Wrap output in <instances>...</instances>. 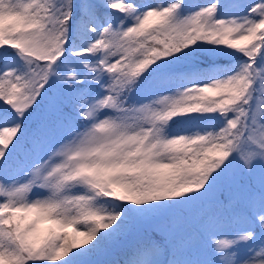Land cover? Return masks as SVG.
Masks as SVG:
<instances>
[{
	"label": "snow or ice",
	"instance_id": "snow-or-ice-1",
	"mask_svg": "<svg viewBox=\"0 0 264 264\" xmlns=\"http://www.w3.org/2000/svg\"><path fill=\"white\" fill-rule=\"evenodd\" d=\"M0 264H264V0H0Z\"/></svg>",
	"mask_w": 264,
	"mask_h": 264
},
{
	"label": "trees",
	"instance_id": "trees-1",
	"mask_svg": "<svg viewBox=\"0 0 264 264\" xmlns=\"http://www.w3.org/2000/svg\"><path fill=\"white\" fill-rule=\"evenodd\" d=\"M193 2H195V3H201V2H203V0H193Z\"/></svg>",
	"mask_w": 264,
	"mask_h": 264
}]
</instances>
